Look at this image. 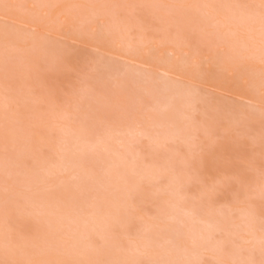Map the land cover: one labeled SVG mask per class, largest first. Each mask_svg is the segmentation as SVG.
Returning a JSON list of instances; mask_svg holds the SVG:
<instances>
[{
    "label": "rangeland",
    "instance_id": "1",
    "mask_svg": "<svg viewBox=\"0 0 264 264\" xmlns=\"http://www.w3.org/2000/svg\"><path fill=\"white\" fill-rule=\"evenodd\" d=\"M260 4L0 0V264H260L259 17L204 7ZM238 152L251 166L239 200L224 165Z\"/></svg>",
    "mask_w": 264,
    "mask_h": 264
},
{
    "label": "snow or ice",
    "instance_id": "2",
    "mask_svg": "<svg viewBox=\"0 0 264 264\" xmlns=\"http://www.w3.org/2000/svg\"><path fill=\"white\" fill-rule=\"evenodd\" d=\"M5 12L11 7L8 4L3 5ZM119 7V6H116ZM144 7V6H137ZM204 7L216 8V7H233L242 9L243 12L249 16L250 18L259 17L260 22V38L262 45V62H264V0H261V4L259 6V12L257 13L255 6L253 5H228V6H214V5H206ZM104 32V28L102 25L98 26L97 32L94 35H102ZM80 36H84L85 33L81 31L79 33ZM183 39L189 41L196 48L197 55L203 56L206 58L207 63L212 66L214 65L225 75L238 76L243 79V74L241 73L238 65L231 55H225L222 51L217 49L215 53L213 52L212 46L209 45L206 48H201L200 43L196 40V38L188 33L183 34ZM55 46L60 50L61 53L67 51L72 47V42L70 38L60 39L55 42ZM60 58H57L59 62ZM262 88H264V80H262ZM225 168L228 170V181L225 187V191L231 192L234 199L239 200L241 197L247 198V192L250 187L251 177L249 173L251 171L250 163L247 161V158L243 152H238L235 158L229 159L224 162ZM261 199L264 201V165L261 166ZM135 201V197H133V202ZM254 212H249L250 219V227L254 226ZM129 227H134V225H129ZM260 232H261V254L264 257V216H262L261 224H260ZM217 239L223 238V233H217ZM230 244L232 247H236L237 242L235 240L229 241L226 243V247ZM244 264H254V261H246ZM260 264H264V259L261 260Z\"/></svg>",
    "mask_w": 264,
    "mask_h": 264
},
{
    "label": "bare ground",
    "instance_id": "3",
    "mask_svg": "<svg viewBox=\"0 0 264 264\" xmlns=\"http://www.w3.org/2000/svg\"><path fill=\"white\" fill-rule=\"evenodd\" d=\"M37 261V260H36ZM40 261V260H39ZM42 262V261H41ZM40 262V263H41ZM38 263V262H37ZM54 264H79L78 262H70V261H66V260H59L58 262L54 263Z\"/></svg>",
    "mask_w": 264,
    "mask_h": 264
}]
</instances>
